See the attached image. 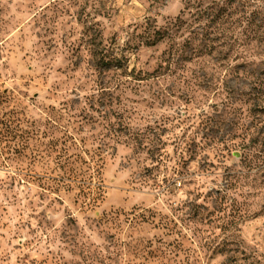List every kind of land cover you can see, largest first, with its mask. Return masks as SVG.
Wrapping results in <instances>:
<instances>
[{
  "label": "rangeland",
  "instance_id": "rangeland-1",
  "mask_svg": "<svg viewBox=\"0 0 264 264\" xmlns=\"http://www.w3.org/2000/svg\"><path fill=\"white\" fill-rule=\"evenodd\" d=\"M0 264H264V0H0Z\"/></svg>",
  "mask_w": 264,
  "mask_h": 264
}]
</instances>
